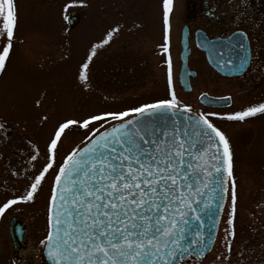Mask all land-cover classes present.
Listing matches in <instances>:
<instances>
[{
	"label": "rangeland",
	"instance_id": "obj_1",
	"mask_svg": "<svg viewBox=\"0 0 264 264\" xmlns=\"http://www.w3.org/2000/svg\"><path fill=\"white\" fill-rule=\"evenodd\" d=\"M18 22L12 53L0 73V205L24 193L28 176L46 163V150L58 125L68 119L81 120L89 114L119 111L169 98L166 56L163 43V0H15ZM185 0H173V29L181 24ZM67 6V7H66ZM73 15V25L64 17ZM181 17V18H180ZM109 43L97 48L89 62L85 89L79 77L94 44L107 32ZM179 42L172 40L174 89L178 99L196 113L235 112V83L220 80L195 46L191 68L198 78L192 92L185 93L178 82ZM175 65V66H174ZM174 68V69H175ZM243 87H241L242 89ZM230 94L227 108H207L198 102L201 93ZM238 111L264 102L258 89L239 94ZM228 137L233 152L236 179L235 237L227 264H264V117L256 120H227L211 117ZM247 119V118H246ZM90 128L92 125L89 126ZM87 130L70 126L58 144L57 165L81 144ZM39 156L29 166L31 146ZM25 170H27L25 172ZM16 172L17 175L12 173ZM50 170L31 202H18L0 214V264L14 261L9 222L19 217L26 224L25 245L19 264H45L43 243L52 178ZM230 210V191L214 247L197 264H222L225 228ZM220 256L221 260H217Z\"/></svg>",
	"mask_w": 264,
	"mask_h": 264
},
{
	"label": "snow or ice",
	"instance_id": "obj_2",
	"mask_svg": "<svg viewBox=\"0 0 264 264\" xmlns=\"http://www.w3.org/2000/svg\"><path fill=\"white\" fill-rule=\"evenodd\" d=\"M172 9L173 0H163L160 48L166 56L169 98L60 123L47 145L46 163L27 177L30 182L22 195L0 205L3 214L11 205L33 201L54 171L48 231L42 241L52 264H177L185 257L202 259L214 243L212 234L203 231L204 218L214 214V206L223 210L229 191L222 264L230 258L237 203L233 152L211 117L244 121L264 114V102L232 113L194 114L178 99L170 53ZM17 22L15 0H0V73L13 50ZM118 30L108 31L80 65L78 79L85 89L90 87L89 62ZM246 62L241 57L235 67L243 68ZM70 126L87 134L57 165L58 144ZM4 127L0 122V129ZM29 144L28 163L34 167L39 150Z\"/></svg>",
	"mask_w": 264,
	"mask_h": 264
},
{
	"label": "flooded vegetation",
	"instance_id": "obj_3",
	"mask_svg": "<svg viewBox=\"0 0 264 264\" xmlns=\"http://www.w3.org/2000/svg\"><path fill=\"white\" fill-rule=\"evenodd\" d=\"M184 7L181 24L176 25V30L173 29V25L171 26L170 53H172V40L177 38L180 43L181 33L186 29L191 49L188 65L192 69L190 65L193 48L195 46L199 49L196 46L197 34L206 36L210 40H225L235 35V66L239 65L241 57H245L247 62L244 67L238 70L235 67V75L230 76L218 73L210 67L220 80L235 83V111H238L239 94L243 93L246 96L256 89L264 93V0H185ZM175 8L176 6L173 5L170 22L175 18ZM241 44L243 48L240 47ZM200 52L204 57L206 56L205 52L202 50ZM173 71H176V68ZM197 78L198 74L191 81L193 89ZM213 96H230V106L233 104V97L230 94ZM262 117L264 114H257L245 120L257 121ZM26 236L21 243L22 246L26 243ZM182 264H197V262L194 258H189Z\"/></svg>",
	"mask_w": 264,
	"mask_h": 264
},
{
	"label": "water",
	"instance_id": "obj_4",
	"mask_svg": "<svg viewBox=\"0 0 264 264\" xmlns=\"http://www.w3.org/2000/svg\"><path fill=\"white\" fill-rule=\"evenodd\" d=\"M68 21L69 23H72V16L70 15L68 16ZM197 44L201 49L206 51L207 58L215 69H217L219 72L225 75H235V64H234L235 63V52H234L235 47H234L233 36H231L230 38L224 41L208 40L207 38H203L200 36L197 38ZM181 46H182V51H181L180 56L182 60V65H181V70L179 73V81L181 85L183 86L184 90L186 92H189L191 91V88H192L190 78L195 77L196 73L194 71H191L188 67V55L190 53V50H189L188 39L185 33H183V36H182ZM228 61H231V64L227 63ZM223 98L225 97H213L206 93H203L199 97V102L207 106H227L229 105L230 101L224 100ZM193 113L197 114L194 111ZM226 201H227V197H226V200L223 202L224 207H225ZM224 207H223V210H224ZM223 210L220 211L214 206L213 209L211 210L212 213L214 214L209 217L204 218L205 227L203 231L206 234L208 233L212 234V239H214V243L217 238V233H218L219 224L221 221ZM195 223L196 222H193L194 225ZM9 228H10V233L12 237V242L14 245V256L17 261H20V258L18 257V247H19V241L22 240L23 234L25 232V228L20 223L19 217H13L11 219ZM214 243L210 245V250L207 251V253H209L212 250ZM43 254H44L46 262L48 264H52L51 259L48 257L47 248L45 245H44ZM187 258L189 257H185L184 259H187ZM196 259H201V258H196ZM181 261L182 260H178L177 264H180Z\"/></svg>",
	"mask_w": 264,
	"mask_h": 264
}]
</instances>
